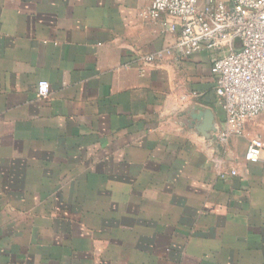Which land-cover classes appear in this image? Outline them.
<instances>
[{"label": "crops", "instance_id": "0c3cea01", "mask_svg": "<svg viewBox=\"0 0 264 264\" xmlns=\"http://www.w3.org/2000/svg\"><path fill=\"white\" fill-rule=\"evenodd\" d=\"M147 6L0 0V264H264V115L220 141L215 52Z\"/></svg>", "mask_w": 264, "mask_h": 264}, {"label": "built area", "instance_id": "2783aa9c", "mask_svg": "<svg viewBox=\"0 0 264 264\" xmlns=\"http://www.w3.org/2000/svg\"><path fill=\"white\" fill-rule=\"evenodd\" d=\"M145 16L169 17L167 29L177 32L172 46L177 57H187L201 50H211L210 72L214 90L224 113L225 128L219 140L243 135L247 119L264 115V0H147ZM170 51V50H169ZM156 54L144 56L150 62ZM50 94L47 80L36 82L35 95ZM263 141L248 139L244 159H261ZM236 175L219 168L218 176Z\"/></svg>", "mask_w": 264, "mask_h": 264}]
</instances>
